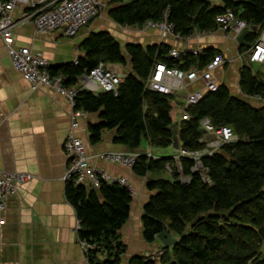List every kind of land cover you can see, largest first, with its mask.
Listing matches in <instances>:
<instances>
[{
    "label": "trees",
    "instance_id": "16d2710c",
    "mask_svg": "<svg viewBox=\"0 0 264 264\" xmlns=\"http://www.w3.org/2000/svg\"><path fill=\"white\" fill-rule=\"evenodd\" d=\"M110 17L121 25L143 26L148 20L159 21L170 11V21L176 32L188 37L196 30L218 28L216 18L226 6L251 26L246 52L257 41L264 27V0H225L224 6L209 0H110ZM79 64L71 63L52 68L62 72L74 84L78 77L88 74L100 61L129 66L118 94L112 91L93 93L87 90L77 95V107L97 113L99 121L89 124L93 144L103 139L104 131H115L114 142L132 152L150 147L167 148L175 143L187 150H200L205 130L201 125L209 117L215 126H231L241 138L227 144L212 156L203 158L211 182L200 173L192 172L195 164L190 158L181 159L184 174L190 182H182L175 172L162 177L169 157H140L133 169L146 176L147 188L153 191L144 207L143 236L153 243L167 229L178 238L171 247L162 245L163 253L157 261L144 255L124 258L127 245L121 229L131 215L133 196L119 184H103L99 189L67 183V196L76 207L81 221L80 237L95 245L91 250L93 264H264V105L254 104L230 87L222 84L208 92L189 108L191 118H174V96L146 88V81L158 60L173 64L170 47L140 44H121L109 31L92 32L81 44ZM214 52L204 56H188L181 67L204 66ZM240 89L246 94H264V67L254 68L245 62L241 68ZM177 125V127H175Z\"/></svg>",
    "mask_w": 264,
    "mask_h": 264
},
{
    "label": "crops",
    "instance_id": "0c3cea01",
    "mask_svg": "<svg viewBox=\"0 0 264 264\" xmlns=\"http://www.w3.org/2000/svg\"><path fill=\"white\" fill-rule=\"evenodd\" d=\"M209 1L217 6L225 5V0ZM23 9L15 10L16 20H20ZM109 10L107 6L75 37H67L60 30L41 33L33 23L19 21L15 29L16 45L31 47L54 66L74 63L82 54V42L92 32L99 31H109L123 49L129 44L145 47L163 44L179 49L202 46L206 51L212 50L214 55L234 58L233 63L219 70L227 75L228 82H222L220 77L219 80L241 96V68L245 62L238 57L243 44L233 36L219 29L178 41L164 37L157 29L121 25L110 17ZM107 66L115 72L130 70L129 66L118 63H107ZM178 102H175V114L180 113ZM71 111V103L64 95L46 87L31 88L30 82L14 68L0 35V169L32 176L18 193L8 197L6 223L0 226V264H84L85 253L78 229L80 219L76 207L68 199V182L64 179L68 165L64 142L71 128ZM98 121L97 113H89L81 120L77 132L86 143L91 164L126 176L136 189L130 218L121 229V238L127 245L124 258L154 251V244L161 248L163 244L159 239L150 243L143 236L144 207L154 194L147 188L148 178L137 175L133 168L97 157L101 151H129L126 146L114 142L113 130L104 131L103 139L93 144L88 128L90 123Z\"/></svg>",
    "mask_w": 264,
    "mask_h": 264
},
{
    "label": "built area",
    "instance_id": "2783aa9c",
    "mask_svg": "<svg viewBox=\"0 0 264 264\" xmlns=\"http://www.w3.org/2000/svg\"><path fill=\"white\" fill-rule=\"evenodd\" d=\"M240 0H232L238 3ZM108 6L107 0H0V35L2 36L9 57L14 68L23 74L30 82L33 90L46 87L64 95L72 106L71 128L64 142V151L68 158L64 179L75 185H82L89 189H99L103 184H119L125 187L134 196L136 189L131 181L122 175L96 167L91 164L87 154L86 143L77 134L81 127V120L87 118L88 112L77 107V95L80 91L87 90L93 93L100 91H112L118 94L119 85L127 72H115L108 68L107 63L100 61L88 74L78 77V81L69 84V76L59 72L52 73L54 64L41 53L33 51L29 46H17L15 29L18 22H31L36 30L48 33L54 30L62 31L67 37H75L85 26L90 25L98 18ZM23 7L24 11L20 20H16L14 12ZM218 28L212 31L196 30L191 36L185 37L176 32L175 25L170 21L169 9L159 21L148 20L140 29H157L164 37H172L175 40H189L192 36H202L207 32H216L221 29L227 35H231L238 41V37L247 29H252L245 19L237 17L232 7L226 6L225 11L216 18ZM239 42V41H238ZM206 50L202 46L187 47L184 49L170 48L169 57L173 64L163 60L155 62L154 67L146 81V88L174 96V107L177 100L179 118L177 121L190 119L189 108L199 103L208 92L218 90L222 85L218 72L227 64L233 63L234 58L223 54H215L204 66L190 68L181 67L187 62L188 56H204ZM242 62L260 64L264 66V27L257 41L246 52H240L238 57ZM79 64L78 58L74 62ZM183 94V95H182ZM243 99L247 98L256 104L264 105V94H246L241 91ZM174 111V110H173ZM205 135L200 139L204 144L200 150L192 151L179 146L177 154L173 156L175 162L168 163L167 173L171 176L175 172L180 174L182 182H190L191 175L184 174L183 157L195 162L192 166L193 173H200L203 180L210 183L208 167L203 163V158L214 155L227 144L240 141V137L231 126H215L209 117L201 120ZM155 157L152 152L132 151H101L97 157L103 161L120 164L126 168H133L137 160L142 157ZM32 176L25 172H9L0 169V226L6 223L5 210L10 195L18 193L20 187ZM78 229H81V221ZM80 244L85 253L84 264H93L91 250L95 245L81 238ZM158 252V251H157ZM163 253L146 252L147 260L157 261Z\"/></svg>",
    "mask_w": 264,
    "mask_h": 264
},
{
    "label": "rangeland",
    "instance_id": "374dc122",
    "mask_svg": "<svg viewBox=\"0 0 264 264\" xmlns=\"http://www.w3.org/2000/svg\"><path fill=\"white\" fill-rule=\"evenodd\" d=\"M107 2H108V7H109L110 6V4H109L110 0H107ZM261 67H264V66H261L260 64H254V68H256V69H259ZM218 77H220L222 82H224V83L228 82V77H227L226 74L224 75L222 72H219ZM235 86H234V89L235 88L237 89V87H235ZM247 101H249L251 103H254L253 101H250L248 98H247ZM254 104H256V103H254ZM173 115H174L175 119L179 118V114L178 113L177 114L174 113ZM142 146H143V149L147 150L148 152L149 151L152 152L154 156L169 157V156H173V154L177 152L176 151L177 149L175 148L174 145H172L170 147H167V148H157V147H150V145L146 141H144ZM161 176L165 177V178H169V175L167 174V172L163 173ZM153 249H154V251H148V252L159 254L160 250H162V247L159 248V246L154 244ZM124 264H126L125 261H124Z\"/></svg>",
    "mask_w": 264,
    "mask_h": 264
},
{
    "label": "water",
    "instance_id": "95a60500",
    "mask_svg": "<svg viewBox=\"0 0 264 264\" xmlns=\"http://www.w3.org/2000/svg\"><path fill=\"white\" fill-rule=\"evenodd\" d=\"M252 29H254V28H252ZM250 32H251V29H247L238 37V41H239L240 44H246V38L250 34ZM175 127H177V125H175ZM174 146H175L176 149H179L180 144H179V141L177 139V136H175ZM158 239L166 247H171V246H173L174 244H176L178 242V238L175 237L174 235L170 234V232L167 229H164L158 235Z\"/></svg>",
    "mask_w": 264,
    "mask_h": 264
}]
</instances>
